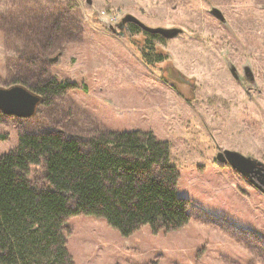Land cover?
Returning <instances> with one entry per match:
<instances>
[{
	"label": "rangeland",
	"instance_id": "374dc122",
	"mask_svg": "<svg viewBox=\"0 0 264 264\" xmlns=\"http://www.w3.org/2000/svg\"><path fill=\"white\" fill-rule=\"evenodd\" d=\"M75 1L68 10L72 32L58 59L29 69L37 80L52 76L71 87L47 105L40 101L30 116L37 120L0 111V154L17 145L27 123L66 135L150 130L169 145L190 218L175 230L143 225L123 236L103 218L70 216L64 233L74 264H264V193L215 159L218 150L232 149L264 163V0ZM67 3L0 0V87L12 85L18 60L20 69L24 64L21 38L4 20ZM211 5L225 21L210 13ZM102 9L181 31L157 42L166 59L150 67L137 44L103 23ZM223 51L240 73L250 62L256 80L251 95L249 82L242 77L239 84L229 72ZM167 67L182 80L169 77ZM40 172L33 169L31 177Z\"/></svg>",
	"mask_w": 264,
	"mask_h": 264
},
{
	"label": "trees",
	"instance_id": "16d2710c",
	"mask_svg": "<svg viewBox=\"0 0 264 264\" xmlns=\"http://www.w3.org/2000/svg\"><path fill=\"white\" fill-rule=\"evenodd\" d=\"M74 6L77 2L68 0L66 6L32 8L4 20L21 38L24 63L23 69L20 60L14 64L18 73L11 83L40 95L43 105L71 83L52 76L37 80L29 69L45 67L41 64L62 52ZM118 31L137 44L147 66L166 59L157 48L161 34L134 21ZM34 117L21 120L39 119ZM27 125L17 145L0 154V264H74L64 233L70 216L103 218L123 236L143 225L155 232L188 222L189 201L177 192L180 175L169 145L152 131L102 128L88 136L66 135L38 122ZM33 169L41 170L39 176L31 177Z\"/></svg>",
	"mask_w": 264,
	"mask_h": 264
},
{
	"label": "water",
	"instance_id": "95a60500",
	"mask_svg": "<svg viewBox=\"0 0 264 264\" xmlns=\"http://www.w3.org/2000/svg\"><path fill=\"white\" fill-rule=\"evenodd\" d=\"M209 11L222 22L225 21L223 12L217 6L211 5ZM127 21H134L143 29L151 32H157L165 38L173 37L181 31V29L177 27H153L146 25L136 16L129 13H126L121 17V22L119 24L116 26H109V28L112 30H118L119 28H122L124 23ZM60 54L61 53L53 56L50 60L58 59ZM222 56L234 79L241 83V78L244 77L250 85H256L254 72L250 62L246 61L241 65L242 73H240L237 66L230 60L225 51L222 52ZM40 101H42V97H40V95L30 91L22 84H12L8 87H0V111L4 114L24 118L30 117L36 111V107ZM215 159L220 163L230 165L246 180H248V182L264 193L263 162L232 149L218 150L215 154Z\"/></svg>",
	"mask_w": 264,
	"mask_h": 264
},
{
	"label": "built area",
	"instance_id": "2783aa9c",
	"mask_svg": "<svg viewBox=\"0 0 264 264\" xmlns=\"http://www.w3.org/2000/svg\"><path fill=\"white\" fill-rule=\"evenodd\" d=\"M99 16L101 17L103 23L109 26H116L121 22V15L117 17L115 14H110L104 9L100 10Z\"/></svg>",
	"mask_w": 264,
	"mask_h": 264
},
{
	"label": "flooded vegetation",
	"instance_id": "af4514ba",
	"mask_svg": "<svg viewBox=\"0 0 264 264\" xmlns=\"http://www.w3.org/2000/svg\"><path fill=\"white\" fill-rule=\"evenodd\" d=\"M126 23H124V25H125ZM166 71H167V74H168V76L170 77H173V78H180V77H178L179 76V74L177 73V74H174L173 72H172V68L171 67H167L166 68ZM181 79V78H180ZM246 79V78H245ZM182 80V79H181ZM241 82H243L242 81V78H241ZM248 82V81H247ZM240 84V83H239ZM254 86H252V85H250V83H249V85L246 87V92L249 94V95H251V93H250V89L251 88H253Z\"/></svg>",
	"mask_w": 264,
	"mask_h": 264
}]
</instances>
